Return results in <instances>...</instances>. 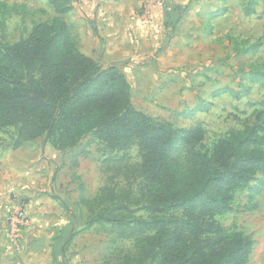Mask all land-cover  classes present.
Listing matches in <instances>:
<instances>
[{
	"label": "rangeland",
	"instance_id": "obj_1",
	"mask_svg": "<svg viewBox=\"0 0 264 264\" xmlns=\"http://www.w3.org/2000/svg\"><path fill=\"white\" fill-rule=\"evenodd\" d=\"M3 1L18 7L0 15L5 24L0 41L5 44L27 37L33 22L55 16L48 0ZM167 4L191 8L182 14L181 27L177 24L170 33L166 52L155 59V45L142 26L148 24L147 6L160 9ZM70 5L63 18L78 50L124 74L135 108L180 127L202 122L205 135L198 151H208L218 138L253 126L264 133L263 87L249 84L238 98L220 93L240 89V69L247 70L250 63L264 69V1L258 0L250 15L243 13L240 1L232 0H70ZM223 6L226 15L210 18L211 11ZM256 40L261 46L254 53L234 50L235 41L245 48ZM16 130H0V175L12 178H5L8 189L0 195V264H63L61 248L71 233L64 264H125L135 256L133 238L121 237L105 220L88 222L122 200L128 212L146 216L137 145L110 149L88 134L47 159L43 136L13 149ZM249 187L255 188V208L247 210L253 191L239 189L230 210L216 220L224 229L249 234L254 243L247 264H264V173L255 174ZM15 202L24 205L28 216L18 247L8 242L5 228L6 213Z\"/></svg>",
	"mask_w": 264,
	"mask_h": 264
},
{
	"label": "trees",
	"instance_id": "obj_2",
	"mask_svg": "<svg viewBox=\"0 0 264 264\" xmlns=\"http://www.w3.org/2000/svg\"><path fill=\"white\" fill-rule=\"evenodd\" d=\"M240 2L243 13L250 15L258 0ZM48 3L55 12L51 20L33 22L27 37L16 42L0 41V130L17 128L12 148L43 136L62 150L88 134L110 149L124 151L136 144L146 216L128 212L122 200L107 205L105 213L88 224L105 220L121 237L134 239L137 252L125 264H247L253 238L236 228L224 229L216 217L230 210L237 190L250 188L253 176L264 173L262 129L253 126L230 133L218 138L210 150L198 151L205 135L202 122L180 127L135 108L124 74L78 50L63 18L71 9L70 0ZM188 8L176 5L166 11L174 18L171 24L165 22L171 33ZM17 9L0 0V15ZM225 12V6L217 8L210 18ZM4 27L0 16V31ZM260 46V40L245 48L235 41L234 50L254 53ZM240 71V89L220 93L228 91L238 98L249 84L264 88L259 64L252 62ZM250 190L252 203L255 188ZM254 208L252 203L247 210ZM72 238L73 233L62 245L63 264Z\"/></svg>",
	"mask_w": 264,
	"mask_h": 264
},
{
	"label": "crops",
	"instance_id": "obj_3",
	"mask_svg": "<svg viewBox=\"0 0 264 264\" xmlns=\"http://www.w3.org/2000/svg\"><path fill=\"white\" fill-rule=\"evenodd\" d=\"M229 1V0H228ZM231 1V0H230ZM232 1H240V0H232ZM264 1V0H262ZM176 6L174 4H169V5H162L160 6V9H158L156 6H147V14L149 18L148 20V24L146 26H142L144 28H146V31L144 30V32H148L149 35V42L152 46H154V58H158L160 56H162L166 50L168 49L166 46H164L167 41H168V37L171 33V25H166L165 22H168L169 24L174 22V18H173V14L170 15L166 13V11L173 7ZM190 6V5H189ZM157 8V9H156ZM191 7H189L186 11L190 10ZM158 10V12H156ZM185 11V12H186ZM227 13L221 15L224 16ZM185 16L181 17L179 19V21L177 22L178 26L181 27L182 22L184 21ZM176 24V25H177ZM154 28H157V30H153ZM169 30V31H168ZM141 33V32H140ZM88 56H90L89 53H84ZM129 83V81H128ZM130 85V83H129ZM131 88V87H130ZM142 111V110H141ZM45 150H46V154L44 157L48 158H55L57 151L54 147H52L48 142L45 145ZM4 164H1V169L0 172H2V168H3ZM8 177V181L12 180V178H9V174L8 173H2L0 175V195H2L3 192H5L8 187H7V183L5 181V178ZM7 214V213H6Z\"/></svg>",
	"mask_w": 264,
	"mask_h": 264
},
{
	"label": "built area",
	"instance_id": "obj_4",
	"mask_svg": "<svg viewBox=\"0 0 264 264\" xmlns=\"http://www.w3.org/2000/svg\"><path fill=\"white\" fill-rule=\"evenodd\" d=\"M28 224V216L24 205L15 202L8 210L6 215V231L8 242L14 247H18L23 227Z\"/></svg>",
	"mask_w": 264,
	"mask_h": 264
}]
</instances>
